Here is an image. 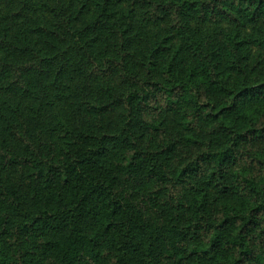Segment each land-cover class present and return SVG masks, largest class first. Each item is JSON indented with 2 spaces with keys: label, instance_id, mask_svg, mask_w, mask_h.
Instances as JSON below:
<instances>
[{
  "label": "trees",
  "instance_id": "obj_1",
  "mask_svg": "<svg viewBox=\"0 0 264 264\" xmlns=\"http://www.w3.org/2000/svg\"><path fill=\"white\" fill-rule=\"evenodd\" d=\"M93 2V17L76 26L54 9L52 26L37 25L62 42L48 50L26 34L0 35V50L16 59L0 58L5 93L49 78L60 95L72 70L129 86L80 102L95 114L121 106L110 131L75 129L57 147L20 104L2 101L0 264H264V146L252 145L264 144V80L246 66L248 45L264 50V0ZM194 19L237 28L203 43ZM140 22L166 23L172 34L133 60ZM248 23L252 36L239 30ZM177 36L193 55L188 67L172 49ZM31 108L41 120L40 94ZM164 111L176 112L181 131H167ZM184 142L190 153L172 167Z\"/></svg>",
  "mask_w": 264,
  "mask_h": 264
},
{
  "label": "rangeland",
  "instance_id": "obj_2",
  "mask_svg": "<svg viewBox=\"0 0 264 264\" xmlns=\"http://www.w3.org/2000/svg\"><path fill=\"white\" fill-rule=\"evenodd\" d=\"M53 9L56 13L63 12L67 20L76 26L93 17L95 4L93 0H34V5L24 7L22 0H0V35L10 33L11 36L18 35L21 38L26 34L29 37L28 39L37 48L48 50L49 41L50 43L54 42L56 44L62 42L54 39L52 36L49 37L45 34H39L35 31V28L40 24L52 26L55 22ZM191 28L201 42L209 43L221 42L227 32L233 31L237 27L235 23L224 19L218 22L194 19L191 21ZM239 30L243 34L252 36L255 31V25L248 23L247 25L240 26ZM166 34H172L166 23L159 25L138 23L133 30V42L130 45L134 55L133 60H137L148 46L154 43L157 35L163 36ZM178 47H180V56L184 57L181 65L188 67L193 64V55L190 50L185 48V41L180 36H177L173 40L172 49ZM247 52L249 54L246 60L247 71L251 75H254L257 80H264V50L250 44L248 45ZM0 58L16 60L15 57H8L2 50H0ZM79 71L72 70L65 74L62 82L66 84V88L62 89L60 95H56L58 90L56 91L49 78L45 80L44 85H42L43 88L41 89L31 85L29 91L17 94L5 93L0 89V109L4 107L3 100H7L12 104H20L32 128L43 132L44 139L53 142L55 147L60 144L59 137L64 138L65 141L68 140L61 134L67 132L71 135L75 129L80 128L82 131L90 130L94 132H98V130H103V132L110 131L121 120L123 113L121 106H115L102 114H95L86 110L84 106L80 105V102L83 100V97L91 100L101 97L106 98L108 95H106L103 89L106 85L116 94L124 93L129 86L117 79L107 82L92 79L87 76L86 70ZM231 76L235 78L234 73ZM67 86L70 88H67ZM39 94L43 97L44 108L41 120L37 121L34 119L31 107L35 103V99L39 97ZM1 114L0 112V126H2L3 119ZM159 117L164 120L166 129H168L167 131L170 128L175 131H181V125L178 122L179 118L176 112L164 111L160 113ZM61 120L65 122V128L60 123ZM38 127H42V129ZM67 127L69 129H66ZM179 134H182V132ZM154 139L156 140V138ZM252 145L260 149L264 146L263 143L257 141H254ZM180 151V154H182L180 156L177 154L171 160L172 167H177L180 162L183 163L181 157L184 152L190 153L185 142L181 144ZM144 186L146 190L153 188L151 183H147ZM209 192L212 193L215 190H209ZM153 218L155 219L156 216H153Z\"/></svg>",
  "mask_w": 264,
  "mask_h": 264
}]
</instances>
